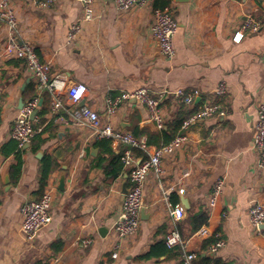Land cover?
Masks as SVG:
<instances>
[{"label": "crops", "instance_id": "crops-1", "mask_svg": "<svg viewBox=\"0 0 264 264\" xmlns=\"http://www.w3.org/2000/svg\"><path fill=\"white\" fill-rule=\"evenodd\" d=\"M163 1L121 11L113 0H94L96 17L68 44L69 28L81 13L78 0H60L46 10L31 0H13L19 40L34 45L40 57L51 62L52 77L85 84L89 91L78 103L59 92L63 107L55 113L54 98L44 92L35 124L40 131L30 146L20 148L11 128L21 102L35 96L37 89L26 64L4 55L9 28L0 23V264H180L183 251H168L160 244L175 227L179 231L182 227L186 249L198 256L229 264H264V240L254 233L249 219L250 200L257 198L264 204V173L255 167L253 150L259 106L264 102V0H165L168 3L162 7ZM156 7L171 8L178 21L173 39L176 56L171 59L160 53L152 34ZM248 14L258 18L262 27L236 42L234 33ZM221 81L229 86V93L219 98L227 114L200 120L185 130L188 140L164 161L161 184L152 174L146 181L136 237L120 241L113 226L128 187V172L119 161L126 145L95 139L89 128L77 123L80 108L87 105L96 110L104 123L106 100L122 91L140 86L172 91L199 88L194 105L180 103L173 94L163 101L166 129L179 116L211 100ZM111 120L115 127L149 142L150 152L163 143L146 107L134 99L123 100ZM81 151L85 156H80ZM139 151L135 153L141 157ZM19 152L23 163L14 181ZM53 153L58 155V165L42 190L44 160ZM223 177V194L209 210L213 184ZM46 190L53 197L51 221L30 244L20 229L19 210ZM175 205L185 210L176 222L169 215ZM200 209L209 215L203 225L209 229L208 237L197 231L190 235L187 219ZM216 234L226 244L211 257L209 245L204 250L202 245L209 238L215 240ZM87 239L92 241L86 245ZM119 242L115 259L112 252Z\"/></svg>", "mask_w": 264, "mask_h": 264}, {"label": "built area", "instance_id": "built-area-1", "mask_svg": "<svg viewBox=\"0 0 264 264\" xmlns=\"http://www.w3.org/2000/svg\"><path fill=\"white\" fill-rule=\"evenodd\" d=\"M32 4L38 9H50L60 0H31ZM116 7L125 11L134 6L149 7L155 0H113ZM81 13L78 19L73 22L68 32V44H72L84 29V24L96 17L94 0H78ZM13 0H0V23L8 26V36L4 43V55L7 58L22 60L32 71L37 94L26 100L20 115L14 120L11 128V136L20 148L31 143L36 134L40 131L35 128L39 123L36 114L31 117L40 106L41 95L48 92L52 95V112H57L63 107V101L57 94L65 92L67 97L73 102L78 103L88 93L89 89L85 84H69L63 76H51L52 64L50 61L43 60L34 45L24 43L19 40L18 18L13 8ZM262 27V22L253 14H248L235 31L233 40L240 42L246 33H256ZM153 37L158 43L159 51L167 58L176 56V48L173 44L174 36L178 31V21L174 11L169 8H153V22L151 26ZM229 93V86L225 81H221L212 91L211 100H207L198 105L196 111L184 119L181 124V131L170 142L157 146L152 152L148 149L146 140L137 137L132 132L115 127L111 118L118 112L123 100L134 99L147 109L149 118L159 130L166 126L165 116L162 112L163 101L173 94L182 104L194 105L196 99L201 94L199 88H178L174 91L166 87L153 88L150 86H140L133 91H122L115 97H108L106 100L107 121L102 122L100 114L87 105L80 108L77 123L91 130L95 139L108 138L115 143L126 145V149L121 153L119 161L121 166L127 170L128 187L124 194L122 211L113 226V232L120 241L131 240L136 237L141 224V213L144 202V187L149 175H153L161 184L164 175V161L173 156L188 140L185 130L192 124L209 118L227 114V109L223 106L219 98ZM141 150L144 155L139 157L135 150ZM253 150L257 160L255 167L264 173V102L260 104L258 120L255 124L253 140ZM80 156H85L81 151ZM226 178H219L213 184L212 191L207 200V209L211 210L217 205L218 199L223 194ZM53 197L50 190H46L39 199L25 202L20 207L21 232L28 243H33L38 234L45 229L51 221V208ZM184 208L181 205L172 206L169 215L176 222L183 218ZM225 215V214H224ZM249 219L253 231L264 240V204L257 198H252L249 205ZM197 235L208 237L210 235L207 226H202ZM215 240L209 244L207 254H216L226 244L219 234L215 235ZM91 239L83 240L84 244L91 243ZM168 247L179 246L183 251L180 264H199L198 254L186 249V243L177 227L170 230L166 236ZM121 242L115 244L112 252L113 258H119Z\"/></svg>", "mask_w": 264, "mask_h": 264}, {"label": "trees", "instance_id": "trees-1", "mask_svg": "<svg viewBox=\"0 0 264 264\" xmlns=\"http://www.w3.org/2000/svg\"><path fill=\"white\" fill-rule=\"evenodd\" d=\"M165 3H168V1H163V5H161L162 7L165 6ZM196 111L193 110L190 113H186L183 114L182 116H179L177 118V120L173 123V125L168 126V128L160 130L161 134H156L157 137H163V143L159 144V146L166 144L168 142H170L172 139H174V137L179 134L180 131V127L181 124L183 122V120L185 118H188L189 116H191L194 112ZM44 112H42L41 114H43ZM40 123H43V119L40 120ZM38 126L35 125V128H37ZM137 137H139V135L136 134ZM42 143H44V140L40 139L39 140V145H41ZM149 143V142H148ZM135 151H139L138 149H136ZM140 152V151H139ZM142 155H144V152H141ZM22 154L21 152H19L16 156V163L13 166V171H12V178L14 179V181L18 180L21 174V168H22ZM58 165V155L57 153H53L48 155L45 160H44V170H43V176L41 178V188L42 190H44L46 184H47V178L49 176V174L54 170V168ZM208 212L206 211V209H200L199 211L193 212L189 215L187 222L190 226V235L194 234L196 231H198L203 225L208 223ZM180 233L182 235V237L184 238V232L182 230V227L180 229ZM214 241V238H209L207 240H205L203 242L202 245V249L204 250L211 242ZM161 246L165 247L166 250H172V249H177L181 251V248L179 246L176 247H168L166 244V240L160 243ZM199 264H229V263H225L224 261H222L219 258H209L206 256H202L199 255Z\"/></svg>", "mask_w": 264, "mask_h": 264}, {"label": "water", "instance_id": "water-1", "mask_svg": "<svg viewBox=\"0 0 264 264\" xmlns=\"http://www.w3.org/2000/svg\"><path fill=\"white\" fill-rule=\"evenodd\" d=\"M21 103H22V105H24V102H23V101H22ZM37 112H38V111H35L31 117L33 118V117L37 114ZM28 146H30V143H29V144H26V147H28ZM65 179H66V173L64 172V173L62 174L61 178H60V185H59V188L64 189ZM124 192H125V193L127 192V187H126V185H125V190H124ZM204 255H206V254H204ZM207 255H209V256H211V257L214 256V254H212V253H211V254H207Z\"/></svg>", "mask_w": 264, "mask_h": 264}]
</instances>
